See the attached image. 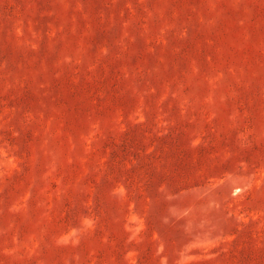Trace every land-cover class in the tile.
I'll list each match as a JSON object with an SVG mask.
<instances>
[{
  "label": "rangeland",
  "instance_id": "rangeland-1",
  "mask_svg": "<svg viewBox=\"0 0 264 264\" xmlns=\"http://www.w3.org/2000/svg\"><path fill=\"white\" fill-rule=\"evenodd\" d=\"M0 264H264V0H0Z\"/></svg>",
  "mask_w": 264,
  "mask_h": 264
}]
</instances>
